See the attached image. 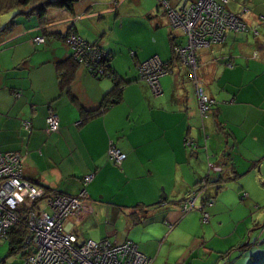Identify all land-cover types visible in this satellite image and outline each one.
I'll return each instance as SVG.
<instances>
[{
    "label": "crops",
    "instance_id": "crops-1",
    "mask_svg": "<svg viewBox=\"0 0 264 264\" xmlns=\"http://www.w3.org/2000/svg\"><path fill=\"white\" fill-rule=\"evenodd\" d=\"M144 1L79 0L73 12L53 8L42 18L12 12L0 25V151L20 152L25 178L49 195L78 196L83 179L95 175L86 187L88 212L66 225L80 242L131 241L153 264H219L243 243L249 247L261 240L264 210L253 209L264 205V0H231L229 10L251 31L230 32L221 45L198 53V78L215 101L206 117L187 66L172 64V73L160 79V96L139 72L153 57L172 61L173 44H186L183 33L171 31L166 5L178 9L197 0H150L148 6ZM137 13L154 20L150 29L169 31L163 35L170 43L161 35L158 44L163 52H150L130 37V18ZM67 34L111 55L123 86L121 102L86 123L83 109H100L115 81L95 78L80 66L63 88L58 65L72 56ZM39 37L46 44L35 43ZM51 110L61 125L55 134L46 131ZM27 120L31 133L23 128ZM187 137L198 148L187 149ZM112 144L127 155L121 167L108 157ZM187 150L200 163H193ZM208 162L222 166L223 181L204 194L214 204L206 208L210 222L201 227L202 213L183 215L181 205L210 175ZM1 244L0 264H23L20 253L5 257ZM249 264H264V258Z\"/></svg>",
    "mask_w": 264,
    "mask_h": 264
},
{
    "label": "built area",
    "instance_id": "built-area-1",
    "mask_svg": "<svg viewBox=\"0 0 264 264\" xmlns=\"http://www.w3.org/2000/svg\"><path fill=\"white\" fill-rule=\"evenodd\" d=\"M230 1L198 0L179 9L166 5L170 26L181 30L186 37V44L175 47L174 54L191 71L202 117L212 112L215 101L206 94L198 78V53L222 44L230 32L247 34L251 31L241 15L228 9ZM261 22L264 24V17H261ZM253 32L259 35L256 30ZM64 37L72 51V58L91 76L115 80L116 77L107 68L111 56L101 46L75 34ZM34 42L46 44L43 37ZM172 71V65L164 63L159 57L139 65L140 78L149 84L155 96L162 94L160 79ZM46 126L48 134L58 133L61 129L60 119L53 110L49 113ZM23 128L31 133V121H24ZM184 144L187 149L198 148L197 142L188 137ZM108 157L117 167H121L127 159V155L114 144L109 148ZM210 171L215 175L222 174L223 168L220 164H210ZM94 178L95 175H90L83 179L84 189L78 196L49 195L45 189L25 178L20 152L0 151V242L7 241L12 229L24 224L27 234L23 243L26 253L23 264H153V260L142 254L131 241L121 244L93 240L80 242L77 235L67 229L68 221L88 212L86 187ZM201 187L207 188V185ZM201 189L191 193L182 202L181 210L183 215L200 211L202 222L208 224L210 215L206 213V208L211 207L214 200L204 199L205 190ZM199 199L201 204H198Z\"/></svg>",
    "mask_w": 264,
    "mask_h": 264
},
{
    "label": "trees",
    "instance_id": "trees-1",
    "mask_svg": "<svg viewBox=\"0 0 264 264\" xmlns=\"http://www.w3.org/2000/svg\"><path fill=\"white\" fill-rule=\"evenodd\" d=\"M78 2H79V0H0V15H2L4 13L6 14V13L15 12L16 16H29L30 14L38 13L40 15V17L42 18L47 13L48 10L53 9V8H62V9H67V10L73 12L75 5ZM192 3H195V2H192ZM186 4H191V3H186ZM186 4H184V5H186ZM173 9H177V8H173ZM166 15H167V10H166ZM12 22L14 23V21H12ZM3 31H5V30H3ZM94 44H96V43H94ZM96 45H99V44H96ZM178 45H180V44H176V43L173 44V59H172V61L168 62L171 65L173 63L179 62L177 60L175 54H174L175 47H177ZM214 46H217V45H214ZM111 59L112 58L110 57V59L107 63V68L112 73V76H114V78L116 77L114 80L115 81V87L107 95V97L105 98V101H104V103L100 109H98L96 111H87V110L83 109V111H82V113H83L82 123L88 122L90 119H92L96 115L100 114L102 112V110H106L108 108L109 104L113 105V104L121 102V100H122L123 86H122L120 80H118V78L115 74V71L111 66ZM198 64H199V58H198ZM79 67H80V65L72 58V56L70 59H68V60H66V61H64L58 65V70L60 72V77H61V84H62L63 88H65V89L69 88V86L74 81V78L76 76V73H77V70ZM220 175H222V174H216V177H217L216 180H212V176L209 175L208 177H206L202 181L201 185H203V184L207 185V188L200 187V189L202 188L201 190H205L204 194L206 193L207 190H209V186H212L213 184H220L223 181L222 177H219ZM216 177H214V178H216ZM204 199H206V198H204ZM26 234H27V231L24 227V224L18 225L17 227L12 229V231L9 233L10 237L5 242H8V244H9L8 253L10 256L20 253L25 258L26 253L23 249V243H24V239L26 237Z\"/></svg>",
    "mask_w": 264,
    "mask_h": 264
},
{
    "label": "rangeland",
    "instance_id": "rangeland-1",
    "mask_svg": "<svg viewBox=\"0 0 264 264\" xmlns=\"http://www.w3.org/2000/svg\"><path fill=\"white\" fill-rule=\"evenodd\" d=\"M144 3L148 6L151 1L148 0L146 2V0L144 1ZM140 11V7L138 9L137 12ZM13 16V13H4L2 15H0V25L2 24V26L4 27L7 20H10L11 17ZM165 17L167 18V15L165 13ZM19 19V18H18ZM17 19V20H18ZM154 21L153 19H151L150 16H146V17H143V15H140L139 13H137L136 16H133L130 18V26L131 27H134L133 29H131L130 33V37L132 38H136L139 42L142 41L147 47H148V50L151 52V51H154L155 53L157 51H160V52H163V46H159L158 44L160 43L161 41V35L164 36V39L168 41L167 37L165 35H163V33H169L168 30L166 29H161V30H158V31H154L152 29H150V27L148 26L149 25V22L150 21ZM155 24V23H154ZM2 27V28H3ZM169 27L171 29V31H179L181 33H183L181 30L179 29H174L170 26L169 24ZM135 30V31H134ZM184 35V33H183ZM184 39L186 40L185 36H184ZM171 40H173L171 38ZM168 43H170V41H168ZM136 51L138 50H135L134 49V52L135 53ZM130 54V51H128L127 55L129 56ZM132 54V53H131ZM122 66L125 67L126 66V63L125 62H122ZM187 153L189 155V158L193 161V163H200V160L199 159H196V158H192V151L191 150H187ZM213 164V163H211ZM196 165V164H195ZM210 169V163L208 162V166H207V170H208V174H210L212 176V180H216L217 177L214 173L210 172L209 171ZM214 176L216 178H214ZM258 206V208L255 209V206H254V209L253 211L256 213H260L261 211L264 210V205H256ZM198 211H193L191 212L192 214L194 213H197ZM190 213V214H191ZM200 213V212H199ZM200 225L201 227H205L206 225L208 224H204L202 222V220L200 221ZM262 225V228L258 234V237H260V242H258L257 244L254 243V241H252L251 245L249 247H244V246H247L246 245V242L243 243V247L241 249H239L238 251H235V255L232 256V257H224V260L221 261L219 264H249L250 261H252L253 259H260V258H264L262 256H264V221L261 223ZM215 236V235H213ZM220 237L224 236V235H219ZM2 243V242H1ZM0 243V244H1ZM212 243H217L219 244L220 241L219 240H214ZM245 244V245H244ZM2 246H4V251H5V257L7 256L8 254V250H9V245L7 244V242L1 244ZM225 248V247H223ZM261 255V256H259ZM215 257L217 259H220V254L216 251L215 253ZM20 257L17 256L16 259L18 260ZM228 260V261H227ZM229 260H230V263H229Z\"/></svg>",
    "mask_w": 264,
    "mask_h": 264
},
{
    "label": "water",
    "instance_id": "water-1",
    "mask_svg": "<svg viewBox=\"0 0 264 264\" xmlns=\"http://www.w3.org/2000/svg\"><path fill=\"white\" fill-rule=\"evenodd\" d=\"M163 198H166V195L165 194L163 195Z\"/></svg>",
    "mask_w": 264,
    "mask_h": 264
}]
</instances>
